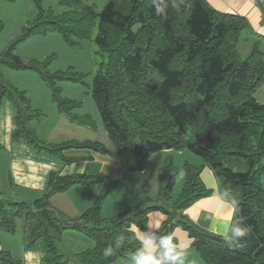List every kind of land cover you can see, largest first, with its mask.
<instances>
[{
    "label": "trees",
    "instance_id": "1",
    "mask_svg": "<svg viewBox=\"0 0 264 264\" xmlns=\"http://www.w3.org/2000/svg\"><path fill=\"white\" fill-rule=\"evenodd\" d=\"M85 1L59 0L69 9L58 15L40 12L0 54V65H16L17 42L33 34L55 30L75 43L73 37L90 39L96 30L94 43L105 60L93 75L91 96L111 147L85 141L49 150L84 146L110 152L131 173L142 171L157 151L189 150L201 155L227 198L236 200V216L245 218L250 232L229 246L220 234L183 219L180 212L211 191L200 178L201 165L187 163L184 187L171 199L175 167L168 163L155 197H145L109 219L100 214L99 195L76 218L66 217L48 202L56 191L97 178L50 175L45 193L32 201L0 196V233L13 231L20 218L24 242L43 243L44 264H67L57 242L64 230L73 229L93 242L73 254L76 264H130L140 247L132 225L144 229L148 213L160 209L167 219L156 230L157 237L171 236V229L180 225L204 264H264V102L255 97L264 84V49L255 41L247 56L239 53L237 47L247 28L244 19L217 11L207 0H167L164 17L155 14L152 0H109L99 12ZM2 25L0 20V30ZM40 75L61 111L76 106V100L60 96L56 81L79 80L77 73ZM3 96L18 103L14 137L36 142L27 124L42 112L31 109L24 92L2 80L0 100ZM109 246L115 253L105 258L102 253ZM0 264L21 263L0 250Z\"/></svg>",
    "mask_w": 264,
    "mask_h": 264
},
{
    "label": "rangeland",
    "instance_id": "2",
    "mask_svg": "<svg viewBox=\"0 0 264 264\" xmlns=\"http://www.w3.org/2000/svg\"><path fill=\"white\" fill-rule=\"evenodd\" d=\"M108 1L86 0L85 3L92 5L99 12ZM68 9L69 7L60 3L59 0H0V20L3 24L0 30V54L18 39L23 33L25 26L32 23L40 12L58 15ZM92 32L90 39H76L73 37L72 39L76 41L75 43H69L62 33L55 30L33 34L17 42L14 50L16 65L6 63L0 65L1 79L8 85L24 92L31 109L42 112V116L39 119H34L27 124L29 129H33L36 142H31L25 137L15 138L14 116H16L15 111L18 103L14 98L7 96L1 98V179L4 177L6 170H8V175L11 174L10 168L15 163H17V166L28 168L31 165L30 160L33 159V162H35V156L41 155L40 153L55 155L54 151H50L49 148L68 142L80 143V140L84 139L79 138L77 135L82 132L87 136L86 139L88 140L97 136L103 142L108 141L98 110L91 96L93 75L100 67L101 62L105 60L94 43L96 30L94 29ZM237 48L243 57L247 56L249 50L248 42L243 43L241 41ZM44 62L47 63L43 66L42 63ZM67 70H70L71 73H77L80 79H61L56 81V85L60 89L61 97L76 100L78 103L63 112L53 99L51 87L42 79L40 73L53 74ZM255 97L258 101L264 102V84L257 89ZM86 114L88 115L87 119L82 116ZM85 122H87V125H85ZM71 129H80L75 132L74 139L69 135ZM67 138L71 140H67ZM156 153L150 155L146 162V177H148V180L153 177L155 180L153 182L154 185L157 182L156 179L159 181L160 178L159 175L156 178V170L159 169L162 174L164 173L165 164L172 163L175 167V179L171 187V199H174L182 191L186 182V162L191 164L193 155L196 156L197 154H193V152L186 149L182 151L171 149L170 152L157 151ZM10 157L12 158L11 161ZM197 157H200L201 161H203L201 155H197ZM139 174L140 172H135L129 175L138 179ZM73 184L53 194L66 192ZM116 184L117 182L110 185V190L106 192L105 189L109 185L105 186L102 183L103 188L102 186L99 187L94 195L93 200L96 196H101L103 217L111 216L117 210L115 204L119 189ZM153 185L151 184L150 186V196H155L156 190L152 189ZM73 189L74 187L70 189L71 193H73ZM52 195L48 198V202L50 206L51 204L55 206L50 201ZM64 197L67 198V196ZM61 199L62 197L59 195V200ZM16 223L17 226L13 231L0 236L1 249L8 252L13 259L18 260L21 264H25V253L36 254L35 257L29 258L32 264H44L45 249L43 243L41 241H37L34 244L24 242L23 220L19 218ZM65 231L79 233L73 229H66L63 232ZM57 243V245L60 244V242ZM59 251L64 254V259L68 261L67 264H76L73 254L80 251L75 252L74 248H71V250L69 248L61 249V246H59ZM198 257H200L199 253L192 246H190V249L186 248L185 264H204L202 260H198Z\"/></svg>",
    "mask_w": 264,
    "mask_h": 264
},
{
    "label": "crops",
    "instance_id": "3",
    "mask_svg": "<svg viewBox=\"0 0 264 264\" xmlns=\"http://www.w3.org/2000/svg\"><path fill=\"white\" fill-rule=\"evenodd\" d=\"M207 2L219 12L236 14L244 19L247 28L241 41L243 43L248 42V54L252 50L255 41L259 42L260 47L264 49V3H262L261 0H207ZM238 45H240V43ZM16 113L17 110L15 111V115ZM82 116L88 117L87 114ZM14 123V126H16L15 119ZM86 123L87 122H85V125H87ZM64 126L67 127L65 124ZM77 130L80 129H71V133L69 134L71 138L74 139ZM77 136L84 139L80 140L81 142H102L106 146L111 147L109 140L103 142L100 140V137L97 136L91 140L86 139L87 136L84 135L83 132ZM67 140L71 139L67 138ZM170 150L171 149L160 150L158 152H170ZM54 153L55 155L40 153L41 155L35 156V162H33V159L30 160L31 165L28 168L17 166V163L11 166L10 163L11 174L8 175V170H6L4 177L2 179L0 177V196L32 201L41 197L44 191H46L50 175L66 176L82 174L86 176L87 179H97L95 181L91 180L92 182H76L72 185V187H74L73 193L70 192L71 187L66 192H59L56 195L53 194L50 201L53 202L55 206H53V204H51V206L66 217L76 218L91 205L99 187L102 186L103 188V185H113V183L117 182L116 185L118 186L119 192L116 197V212L111 216L103 217L101 211L102 207L100 210L101 216L109 219L134 207L135 204L145 197H155L158 192L159 181L156 179L157 182L153 185L155 180L153 177L151 180H148L145 168L140 171L138 179L132 178L129 175L131 172H127L123 168L120 160L110 152H102L84 146H72ZM155 154L157 153L155 152ZM152 155H154V153ZM192 158L193 162L191 165H201L200 178L211 192L192 202L180 212V216L201 229L220 234L222 226L226 222L228 211L227 208L221 207L218 201V198L221 197V193H224V190L214 171L205 164L204 159L201 161L200 157H197V155H193ZM11 159L10 157V161ZM159 173L160 170H156V178L158 175H161V173ZM98 174L99 176H96ZM102 183L103 185H101ZM151 184L153 185L152 189L156 190L155 196H150L149 191L151 189ZM59 195L62 197L61 200H59ZM64 196H67V198ZM166 219L167 215L165 212L160 209L153 210L147 215L146 227L144 229L136 225H132L131 229L140 240V231L146 233L154 231V229L158 230L162 227ZM20 223L22 224L21 221ZM6 233L7 232H1L0 236ZM79 233L62 232L59 239L60 244L58 246H61V249L69 248V250H71V248H74L75 252L90 248L93 244L92 240L86 239L88 237L81 232ZM171 236L175 240V244L179 245L181 250L186 248L190 249L192 238L183 227L180 225L174 226L171 229ZM1 246L2 245H0V249ZM198 260H201V258L198 257Z\"/></svg>",
    "mask_w": 264,
    "mask_h": 264
},
{
    "label": "clouds",
    "instance_id": "4",
    "mask_svg": "<svg viewBox=\"0 0 264 264\" xmlns=\"http://www.w3.org/2000/svg\"><path fill=\"white\" fill-rule=\"evenodd\" d=\"M152 5L157 16H166L167 0H152ZM218 198L221 207L227 208V219L222 226L220 235L225 243L229 246L238 244L239 241L245 238L250 228L245 225V218L243 216H236L239 212V207L235 199L227 198L228 194L221 193ZM236 216L233 220L232 217ZM230 227V231H229ZM140 231V230H139ZM123 238L116 242L119 247ZM173 238L170 235H160L157 237V231L142 233L140 231V247L130 257V264H185L186 249L181 250L179 245L173 244ZM159 249V251H157ZM115 249L109 246L103 250L105 258L113 256ZM35 253H25V264H32L30 257H35Z\"/></svg>",
    "mask_w": 264,
    "mask_h": 264
},
{
    "label": "water",
    "instance_id": "5",
    "mask_svg": "<svg viewBox=\"0 0 264 264\" xmlns=\"http://www.w3.org/2000/svg\"><path fill=\"white\" fill-rule=\"evenodd\" d=\"M261 1H262V3H264L263 0H261ZM0 81H2L1 76H0Z\"/></svg>",
    "mask_w": 264,
    "mask_h": 264
}]
</instances>
